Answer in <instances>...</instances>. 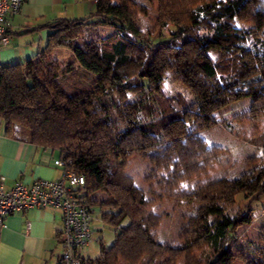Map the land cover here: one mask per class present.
<instances>
[{
  "label": "trees",
  "instance_id": "trees-1",
  "mask_svg": "<svg viewBox=\"0 0 264 264\" xmlns=\"http://www.w3.org/2000/svg\"><path fill=\"white\" fill-rule=\"evenodd\" d=\"M148 1L163 4L167 34L141 36L130 10L138 5L131 0H117L119 7L97 0L85 19L51 22L44 48L24 61L0 64V119L8 133L58 149L84 177L92 212L98 207L115 233L109 247L101 243L97 264L157 258L161 264H232V227L247 217L239 214L210 229L206 215L235 203L239 194L244 205L262 207L264 160L238 177H207L217 149L198 132L215 126L217 114L239 100H250L253 115L264 113V0ZM92 17L111 26L112 35L80 39ZM59 47L72 52L63 65L51 56ZM170 73L185 91H161ZM134 154L153 168L145 180H156L154 197L146 198L124 171ZM193 179L191 187L180 189ZM163 198L187 210L180 244L158 239L164 214L153 207ZM204 244L212 250L202 261L194 250ZM246 264H264V244L255 246Z\"/></svg>",
  "mask_w": 264,
  "mask_h": 264
},
{
  "label": "rangeland",
  "instance_id": "rangeland-1",
  "mask_svg": "<svg viewBox=\"0 0 264 264\" xmlns=\"http://www.w3.org/2000/svg\"><path fill=\"white\" fill-rule=\"evenodd\" d=\"M131 1L138 5V8L132 6L130 10H132L134 23L141 36L151 38L169 32V27L163 25L164 19L159 11L163 4L148 0ZM111 6L119 7V2L111 0ZM108 9L113 11L111 7ZM90 19L92 23L83 26L85 31L79 36L80 39L89 34H94L89 38L98 37L99 39L112 35L114 30L111 26H101L96 17ZM237 24L249 26L243 21H238ZM71 53V50L59 47L52 50L51 56L63 65L72 58ZM211 55L213 58L218 56L216 51ZM161 91L165 95L171 96L177 92L185 91V88L176 75L170 73L163 81ZM250 107L251 103L248 98L233 102L217 114L218 123L215 126L198 132L199 137L205 141L208 147L217 149L213 168L208 170L207 177H238L242 171L248 169L255 162L264 160V144H262V140H264V113L253 115L255 111H250ZM152 169L149 161L139 154L130 156L124 167L125 173L134 184L145 191L146 198L154 197L153 193L157 192L159 188L156 186L155 179L145 180ZM155 174L160 176L164 172L157 170ZM206 176H202L201 180L206 179ZM194 182L195 179L185 181L181 183L180 189L186 190ZM95 196L99 197L101 194L96 193ZM241 200H243L242 195L239 194L235 203L222 205L217 210H210L206 215V223L210 229L215 226L224 227L239 214L247 217L248 222L236 221L232 227V239L227 245V253L233 258L232 264H246L252 257L255 246L264 244V205L262 207L259 205L250 207L244 205L245 203H242ZM261 202L264 203V200ZM93 210L92 240L87 244L85 253L91 257L99 255L101 243L104 247H109L115 234L114 228L102 221L99 208L94 207ZM153 210L164 214L163 222L157 231L159 241L180 244L178 233L184 222L183 215L187 210L175 205L174 200L168 198L158 201ZM125 223L126 221L122 222V224ZM211 250L204 244L196 248L194 254L198 260L204 261L209 259ZM147 262L144 259L139 264H161L159 258L151 263ZM183 263V260H179L177 264ZM118 264L126 263L118 259Z\"/></svg>",
  "mask_w": 264,
  "mask_h": 264
},
{
  "label": "crops",
  "instance_id": "crops-1",
  "mask_svg": "<svg viewBox=\"0 0 264 264\" xmlns=\"http://www.w3.org/2000/svg\"><path fill=\"white\" fill-rule=\"evenodd\" d=\"M94 0H25L9 17L8 43L0 46V64L24 61L45 47L49 24L56 19H85L95 11ZM56 148L35 144L6 131L0 119V177L4 189L15 180L29 184L59 177ZM0 227V264H56L61 252L57 208H31L7 216Z\"/></svg>",
  "mask_w": 264,
  "mask_h": 264
},
{
  "label": "built area",
  "instance_id": "built-area-1",
  "mask_svg": "<svg viewBox=\"0 0 264 264\" xmlns=\"http://www.w3.org/2000/svg\"><path fill=\"white\" fill-rule=\"evenodd\" d=\"M24 1L0 0V46L8 43L9 17L20 11ZM69 163L60 158L56 164L60 174L56 179H39L29 184L18 179L8 189H4V178L0 177V227L15 212L57 208L61 212L58 234L61 252L56 264H97L95 257L85 254L92 240L93 212L84 196V177L71 170Z\"/></svg>",
  "mask_w": 264,
  "mask_h": 264
}]
</instances>
